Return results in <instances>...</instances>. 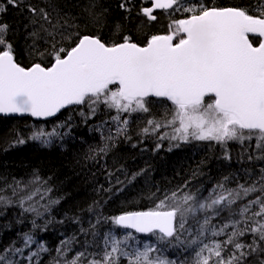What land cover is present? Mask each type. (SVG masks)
<instances>
[{
	"label": "snow or ice",
	"instance_id": "obj_1",
	"mask_svg": "<svg viewBox=\"0 0 264 264\" xmlns=\"http://www.w3.org/2000/svg\"><path fill=\"white\" fill-rule=\"evenodd\" d=\"M0 115L53 124L16 130L4 151L64 147L83 126L99 133L84 157L98 165L133 134L141 154L147 140L153 152L200 141L240 165L209 187L152 185L147 210L105 215L95 200L83 219L52 215L51 177L0 175V264H264V0H0ZM101 167L109 186L95 190L112 195L148 171ZM66 223L76 230L53 247Z\"/></svg>",
	"mask_w": 264,
	"mask_h": 264
},
{
	"label": "trees",
	"instance_id": "obj_2",
	"mask_svg": "<svg viewBox=\"0 0 264 264\" xmlns=\"http://www.w3.org/2000/svg\"><path fill=\"white\" fill-rule=\"evenodd\" d=\"M241 2L242 0H214L215 4L223 6ZM19 18V13L13 9H9L2 17L5 22L13 25V27ZM166 24L167 21L162 19L157 27L162 30ZM147 31H154V29ZM21 61L25 64L28 63L26 57H22ZM37 124H44L46 129L53 127L52 123L37 121L31 117H0V175L8 181H11L13 177L27 179L33 170H37L45 179L51 177L53 186L51 195L62 197L60 203L52 209V215L57 220L65 218L66 215H80L83 219L89 216L85 211L88 205L101 199L107 201L103 204L105 215L119 214L124 210H147L152 205L141 193L147 191L152 185L172 187L184 180L191 179L193 185L209 187L222 174L240 168V165L233 163L232 168L229 169L227 162L222 159L220 146L215 144L209 146V142L192 141L181 144L180 147H173L171 151H168L169 142L165 140L163 141L164 147L158 152H153V141L147 140L144 144L147 151L141 154L139 148L131 147V143L138 140L135 134H133L131 142L119 144L98 165L84 157L90 144L96 145L101 142L99 133H90L83 126L73 130L77 138H66L64 147H60L58 142L51 148H43L38 143L29 141L23 146L4 151L16 130L27 134L29 127ZM139 126L142 125H136L134 128ZM230 151L235 157L238 146H230ZM104 164H107L108 170L112 171L123 165L129 175L142 168H147L148 171L138 176L123 192H116L115 195L103 191L98 193L95 189L99 188L100 185L105 188L109 186V180L106 178L107 173L101 167ZM194 170H198L201 174L193 177ZM116 175H119L121 180L124 179L121 173H116ZM112 179L114 180V178ZM116 187L120 186L117 185ZM113 191L115 192V189ZM76 227L70 223L54 224L48 233L49 244L55 247L61 238V232L67 229L68 234H71L72 231L76 230ZM137 237L142 240L149 239L138 235ZM10 238V234L0 236V244H6ZM167 255L170 258H175V250L169 249Z\"/></svg>",
	"mask_w": 264,
	"mask_h": 264
},
{
	"label": "water",
	"instance_id": "obj_3",
	"mask_svg": "<svg viewBox=\"0 0 264 264\" xmlns=\"http://www.w3.org/2000/svg\"><path fill=\"white\" fill-rule=\"evenodd\" d=\"M0 117H6V118H23V117H19V116H3V115H0ZM53 119V118H51ZM141 236H144L143 234H139Z\"/></svg>",
	"mask_w": 264,
	"mask_h": 264
},
{
	"label": "bare ground",
	"instance_id": "obj_4",
	"mask_svg": "<svg viewBox=\"0 0 264 264\" xmlns=\"http://www.w3.org/2000/svg\"><path fill=\"white\" fill-rule=\"evenodd\" d=\"M6 130V129H5ZM92 138V137H91ZM96 142V141H95ZM132 152V151H131ZM28 153V152H27ZM173 153V152H172ZM176 154V153H175ZM162 156V155H161ZM135 157V156H134ZM152 159V158H151ZM191 159V158H190ZM133 164V163H132ZM148 166V165H147ZM222 172V171H221ZM141 178V177H140ZM200 181V180H199ZM132 205V204H131ZM114 209V208H113ZM119 209V208H118ZM58 240V239H57ZM57 243V242H56ZM55 244V243H54Z\"/></svg>",
	"mask_w": 264,
	"mask_h": 264
}]
</instances>
